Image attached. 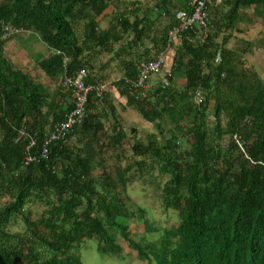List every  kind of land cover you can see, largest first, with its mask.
<instances>
[{"label": "trees", "instance_id": "16d2710c", "mask_svg": "<svg viewBox=\"0 0 264 264\" xmlns=\"http://www.w3.org/2000/svg\"><path fill=\"white\" fill-rule=\"evenodd\" d=\"M162 1L153 11L138 0H0V264H83L79 251L91 239L101 255L120 257L118 237L142 264H264V82L226 48L230 35L217 40L238 31L241 8L264 17V0H220L207 24L176 44L168 33L191 6ZM11 40L26 42L33 72L48 80L12 63ZM168 47L170 68L165 62L160 79L135 88L139 62ZM122 52L130 58L108 84L90 58L112 54L103 72ZM81 71L92 87L85 116L48 141L76 108L64 79ZM107 86L153 125L130 129L132 165L122 164L129 132ZM153 171L166 176L162 204L179 221L157 239L136 240L126 225L136 218L126 185ZM137 213L145 234L157 232L145 209Z\"/></svg>", "mask_w": 264, "mask_h": 264}, {"label": "rangeland", "instance_id": "374dc122", "mask_svg": "<svg viewBox=\"0 0 264 264\" xmlns=\"http://www.w3.org/2000/svg\"><path fill=\"white\" fill-rule=\"evenodd\" d=\"M172 1L178 4L182 3V0ZM218 4H220V2H217L214 5ZM225 10L226 8L223 7V11ZM213 11L214 8H211L209 14H212ZM240 14L241 20L238 23V31H222V34L217 40L219 42L224 35H230V40L228 41L226 48L234 50L244 62L245 68L256 72L264 82V17L255 15L253 7L241 8ZM166 22V20H163L160 28H162ZM38 48L40 54L45 52L44 46L41 45L38 46ZM148 48L151 49V47ZM20 53L21 54H18L13 58V62L16 65H19L22 69L29 71V68L35 66V62L28 58L25 52L21 51ZM168 56H170V58L173 57L172 51H170ZM29 63L31 64L30 67H28ZM167 64L168 62L166 58L165 66ZM32 72L33 71L31 70L30 73ZM40 73V70L35 72V74ZM160 77V75L155 74L150 78V81L155 83V80L160 79ZM178 89L181 88L178 87ZM116 104L118 103L116 102ZM118 110L121 116L122 125L126 127L129 132L128 137L123 143L125 155L123 156L124 159L122 164L132 165L134 159L132 158L129 148L132 144L131 139L133 134L130 133V129L136 128L138 133L143 134L153 130V125L144 121L137 113L131 114L124 112L120 105L118 106ZM209 120L211 122L212 117H209ZM97 174H99V172ZM130 174L131 172H129L128 176H130ZM166 180V176H161L157 171H153L142 177L135 173L134 178L128 181L126 185V195L130 201L127 203L128 205L126 208L128 207L129 211L136 213V218H130L127 220L126 225L129 227L133 239L137 240L138 237H142V235L150 236L151 239H157L165 230H173L178 224L179 220L177 212L172 209H165L162 204L160 193L162 185ZM138 209H145L144 217L147 224L157 232L153 231L151 233L154 234H145L146 230L144 223L138 218ZM117 239L118 244L122 246L124 250L120 257L103 256L97 251V242L95 239L86 240L79 251L83 264H142V262L135 257L136 254L129 251L126 242L121 237H118Z\"/></svg>", "mask_w": 264, "mask_h": 264}, {"label": "built area", "instance_id": "2783aa9c", "mask_svg": "<svg viewBox=\"0 0 264 264\" xmlns=\"http://www.w3.org/2000/svg\"><path fill=\"white\" fill-rule=\"evenodd\" d=\"M217 2H220V0H216L215 3ZM215 3L213 0H193L190 5V12H177L175 16V20L177 22L176 27L168 33L170 42H174L176 44L180 34L193 26L206 25L209 19V7L211 8ZM170 48L171 47H168L167 50L160 52L153 61L139 62L137 67V80L132 84L135 88H140L148 82L153 75L160 73L163 64L166 62L167 55L171 51ZM216 62H219V56H217ZM84 75V72L81 71L75 78L66 77L64 79V85L67 88L75 89L74 98L76 97V108L67 116L66 122L57 125L54 132L51 133L50 137L47 139L48 141L63 137L75 121L80 122L84 118V108L87 101V94L92 91L91 86H86L84 84L82 80ZM162 82L163 84L168 85L167 79L164 78ZM100 90L105 91V86H102ZM197 102L199 103L200 100L197 99Z\"/></svg>", "mask_w": 264, "mask_h": 264}, {"label": "crops", "instance_id": "0c3cea01", "mask_svg": "<svg viewBox=\"0 0 264 264\" xmlns=\"http://www.w3.org/2000/svg\"><path fill=\"white\" fill-rule=\"evenodd\" d=\"M132 1H134V0H132ZM136 1V0H135ZM138 1H140V3L142 4V5H144V6H146L147 8H149V9H151V10H153V11H158V10H156V9H158V7H160L161 5L162 6H164L165 4H164V2L162 1V0H138ZM150 1V2H149ZM193 1V0H192ZM192 1L190 0V1H188V0H183L182 1V3H181V6H180V4L178 5L179 7H190V5H191V3H192ZM167 5V4H166ZM174 6H177V5H175V4H173ZM174 6H173V10H174ZM168 8H169V5L167 6ZM211 9V8H210ZM166 18V17H165ZM165 18H162L163 20H166ZM98 25H99V27L101 28V29H105L106 27H108V25H109V21H108V19L106 18V19H100V20H98ZM80 28V27H79ZM78 29V28H77ZM79 34H81V33H79ZM129 40H130V38H129ZM22 41H23V39H22ZM22 41H20V40H11V41H8L7 43H6V52H7V55H8V57L10 58V60L12 61V63L13 64H15L14 62H13V58H15L18 54H21L20 52L21 51H23V52H25V50L23 49L24 47H26L27 46V44H26V42L24 41L23 42V45H22ZM22 46H24L23 48H22ZM147 46V45H146ZM123 47H125V40H123L122 42H120L118 45H116V46H114V48L115 49H119V48H123ZM151 47V46H150ZM20 49V50H19ZM151 49H152V47H151ZM155 50V49H154ZM127 51V50H126ZM153 51V50H152ZM131 54H132V57H134V55H135V52H134V50L133 51H131ZM169 54V53H168ZM112 57V54H110V55H101V56H96V55H93V57H91L90 59V63H91V65H92V67L94 68V72L95 73H98L99 75L100 74H103L105 77H104V79L105 80H107V83L108 84H110V83H112L113 81H115V80H117L121 75H122V73H123V70H122V66H123V61H124V59L126 60V59H128V58H130L129 56H128V54H126L125 52H122V54L118 57V58H115V59H113V60H111L110 62H109V64L105 67V69H104V71L103 72H101L102 71V69H101V66H102V64H105V62H107V60H109L110 58ZM171 60H172V57L170 58V56H168L167 55V62H168V64L166 65V68L165 69H169L170 68V65H171ZM16 65V64H15ZM30 63H29V65H28V67H30ZM17 66H19V65H17ZM29 71L30 70H32V67L31 68H29L28 69ZM38 70H40V69H38ZM33 71V70H32ZM41 71V70H40ZM98 71H100V72H98ZM33 73V75H35V72H32ZM31 73V74H32ZM40 75H42V72L40 73ZM42 76H44L45 77V79H47L46 78V76L43 74ZM45 79H44V81H45ZM48 80V79H47ZM46 82V81H45ZM44 82V83H45ZM59 82V81H58ZM185 84V80H184V78L182 77V78H178L177 80H176V85H177V87H182L183 85ZM108 87V86H107ZM110 87V88H109ZM108 88H109V90H110V92H111V97L113 98V101H114V103H115V106L117 107V105L119 106L120 105V107L123 109V111L124 112H126V113H131V114H136L137 112H135V110L133 109V108H129V107H127L126 106V101H125V99L123 98V97H119V95H118V93H117V91L113 88V87H111V86H109ZM116 102L118 103V104H116ZM138 114V113H137ZM122 121V120H121Z\"/></svg>", "mask_w": 264, "mask_h": 264}]
</instances>
